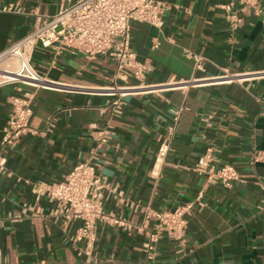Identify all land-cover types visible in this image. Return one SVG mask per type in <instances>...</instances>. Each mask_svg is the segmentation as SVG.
<instances>
[{
  "label": "crops",
  "instance_id": "crops-1",
  "mask_svg": "<svg viewBox=\"0 0 264 264\" xmlns=\"http://www.w3.org/2000/svg\"><path fill=\"white\" fill-rule=\"evenodd\" d=\"M72 1L0 0L8 8L0 11V51L29 32L37 16H49ZM161 1L166 4L161 28L131 24V48L150 65L143 83H194L128 94L122 115L112 117L108 110L100 112L109 97L97 90L111 83L113 59H87L81 52L55 56L37 42L33 66L63 87H0V137L10 98L24 92L32 95L29 123L37 131L21 135L2 152L0 264L81 263L69 240L79 221L63 228L48 215L53 203L36 198L34 188L62 180L94 148L97 172L117 184L128 202L173 209L194 202L200 192L204 203H193L183 244L164 236L148 251L143 233L98 223V264H264V162L251 163L252 151L264 150V0L261 13H238L235 28L220 6L229 0ZM185 50L200 56L201 66ZM177 109L171 150L152 176L157 147ZM208 115L206 123L202 118ZM108 121L114 135L109 144L96 147L93 132ZM209 142L217 158L239 173L229 187L209 184L193 169ZM24 204L40 208L42 215H25ZM104 209L130 223L142 216L133 205L112 198Z\"/></svg>",
  "mask_w": 264,
  "mask_h": 264
},
{
  "label": "built area",
  "instance_id": "built-area-1",
  "mask_svg": "<svg viewBox=\"0 0 264 264\" xmlns=\"http://www.w3.org/2000/svg\"><path fill=\"white\" fill-rule=\"evenodd\" d=\"M220 6L225 10L232 28L237 26L238 13L262 12L261 0H229ZM165 8L166 4L161 0H74L49 16H37L29 32L0 51V87L17 83L50 89L63 87L62 84L46 78L33 66L31 59L37 42L50 48L55 56L81 52L87 59L98 55L113 59L111 83L97 90L109 97L106 104L100 107V112L108 110L112 117L122 115L126 105L125 96L128 94L153 91L159 87L180 88L194 83L182 80L162 86L143 83L150 65L138 60L131 48V24L144 22L161 28ZM7 9L6 6H0V11ZM185 54L195 60L197 67L201 66L200 56L189 50H185ZM117 80L123 84H118ZM132 80L135 83H131ZM31 102L32 95L29 92L10 98L9 116L0 137V169L5 162L2 154L4 148L23 134L37 132L29 123L32 114ZM260 102L264 104V97L260 98ZM180 110L173 111L172 123L157 147L152 176L157 175L156 168L166 163L165 157L171 150ZM260 114L264 115V106ZM211 116L208 115L202 120L208 123ZM52 119L53 116L48 118V125ZM93 133L97 147L109 144L114 130L108 121ZM94 149L90 158L75 163L62 180L39 183L34 188L36 198L45 197L53 203L48 215L59 221L63 228L72 221H79V225L69 235V240L76 254L82 258L80 264H98L100 261L95 247L97 224L100 222L134 228L143 233L146 237L143 245L147 251L153 250L164 236L177 244H183L186 240L187 215L193 203L203 206L202 193L197 194L194 202L177 205L173 209H152L147 205L130 203L117 184L111 183L97 172ZM216 150L214 143L209 142L197 158L193 169L203 175L207 183L229 187L239 180V173L234 165L221 162L216 156ZM256 162H264V150L252 151L251 163ZM110 198L133 205L134 209H139L142 213L141 218L136 223H130L114 212L106 211L104 202ZM23 213L31 216L42 215L40 208L34 209L32 204H24Z\"/></svg>",
  "mask_w": 264,
  "mask_h": 264
}]
</instances>
